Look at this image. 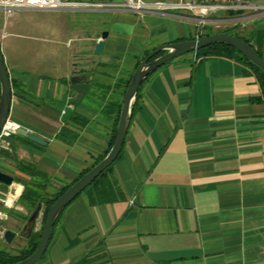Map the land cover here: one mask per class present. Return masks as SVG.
Returning <instances> with one entry per match:
<instances>
[{"label": "crops", "instance_id": "1", "mask_svg": "<svg viewBox=\"0 0 264 264\" xmlns=\"http://www.w3.org/2000/svg\"><path fill=\"white\" fill-rule=\"evenodd\" d=\"M58 1L71 6L0 9L7 119L47 141L12 134L0 142V171L12 176L10 185L0 183V249L9 254L26 245L18 236L30 213L17 200L23 186L51 196L105 149L145 53L211 29L247 39L264 58V14L222 10L198 31L175 10ZM103 30L102 50L93 55ZM259 96L254 75L233 58L185 53L157 67L139 86L111 168L64 207L33 264H264ZM4 229L15 233L9 243Z\"/></svg>", "mask_w": 264, "mask_h": 264}, {"label": "water", "instance_id": "2", "mask_svg": "<svg viewBox=\"0 0 264 264\" xmlns=\"http://www.w3.org/2000/svg\"><path fill=\"white\" fill-rule=\"evenodd\" d=\"M106 35L107 31L105 30L99 33V38L93 43L91 54H100L103 46V39L106 37ZM212 42L223 43L232 47L237 52H239L246 60L254 64L264 75V59L260 57L248 43L231 33L214 32L206 36H201L194 39H183L157 45V47L149 51L143 58L139 60L137 66L133 70L127 82L122 96L120 109L117 115L114 129V139L105 155L86 173H84L69 187H67L49 206L45 215V219L41 226L37 244L32 253L17 262L9 264H33L34 262H36L46 249L50 238L51 228L59 213L76 195H78L103 169L111 164L112 161L116 158L123 142L128 121L130 119L132 106L136 99L137 89L143 82V80L157 67L161 66L167 61L182 54L194 52ZM161 51V54L156 55ZM10 96L11 93L6 67L4 65L3 58L0 56V129L8 116ZM69 111L70 108L65 107L60 119L62 122L66 119ZM14 132L15 134L38 145H46L47 143L46 139L21 127L15 128ZM11 182L12 176L0 171V183L10 185ZM39 211L40 203H37L30 211L23 225L21 226L18 232L19 237L27 239L30 236V233L34 230L35 221L39 214ZM14 234V231H11L10 229H4L2 232V238L5 242L9 243Z\"/></svg>", "mask_w": 264, "mask_h": 264}, {"label": "built area", "instance_id": "3", "mask_svg": "<svg viewBox=\"0 0 264 264\" xmlns=\"http://www.w3.org/2000/svg\"><path fill=\"white\" fill-rule=\"evenodd\" d=\"M82 7L90 9H102L120 7L141 13L152 10H175L193 20L198 26V31L205 24V18L222 10H249L254 14H264V5L255 4L245 0H122L121 2H91L81 3ZM60 6H71L69 3L62 4L58 0H0V9L4 13H10L16 8H54ZM197 38V35H196ZM15 125L5 120L0 129V142H4L12 134H15ZM6 200H3L5 203Z\"/></svg>", "mask_w": 264, "mask_h": 264}, {"label": "trees", "instance_id": "4", "mask_svg": "<svg viewBox=\"0 0 264 264\" xmlns=\"http://www.w3.org/2000/svg\"><path fill=\"white\" fill-rule=\"evenodd\" d=\"M217 32L228 33L227 30H219ZM208 34L209 33H206L204 36H206ZM233 35L237 36L238 38H240L243 41H245L246 43H248L254 49V51L260 57H262L260 51L258 49H256V48H254L247 41V39L238 36L236 33H233ZM201 36L202 35H199L198 37H201ZM194 38H196V36L195 37L193 36L190 39H194ZM179 40H183V39H176L174 41H179ZM161 53H162V51L159 52L156 55H159ZM190 53H193L194 57H196V58L197 57H199V58L226 57V58H233L234 60L239 61L244 67H246L250 71L251 74L254 75V77H255V79H256V81L258 83V86L260 88V96L259 97L264 102V75H263V73L254 64H252L251 62L246 60L239 52H237L232 47H230V46H228L226 44H223V43L212 42V43H210V44H208V45H206V46H204V47H202V48H200V49H198V50H196L194 52H190ZM146 54L147 53H145L144 56ZM0 56L2 57L1 52H0ZM155 56H153V57H155ZM138 89H139V87H138ZM138 89H137V91H138ZM136 97H137V93H136ZM116 120H117V117H116ZM115 124H116V121L114 123V127L112 129L111 135H110V137L108 139V142H107V145H106L105 149L93 160V162L90 165H88V167L82 169L70 183L62 185L61 187H59L51 196H39V195L33 194L32 191H30V189L28 188L29 186L26 187V185H24L23 186V190L21 191L20 195L18 196V199H17L18 202L19 203L27 202L28 203V211L29 212L33 209V207L37 203H41L42 204L41 224H42L44 219H45V215H46L47 209L52 204V202L67 187H69L74 181H76L79 177H81L84 173H86L94 164H96L105 155V153L109 149V147L112 144L113 139H114ZM117 156H118V154H117ZM113 161H112V163H113ZM112 163L109 164L105 169H103L86 187L92 185L98 179H100L102 176H104L107 173V171L111 168ZM59 215H60V213H59ZM59 215L56 217L54 223L58 220ZM27 216L25 218H27ZM41 226H40V229L38 231H32L30 233V236L26 239V245L24 247H22L16 254H9L6 251L0 249V264L14 263V262H17V261L27 257L28 255H30L32 253V251L34 250L36 244H37V241H38V238H39V235H40V231H41Z\"/></svg>", "mask_w": 264, "mask_h": 264}, {"label": "rangeland", "instance_id": "5", "mask_svg": "<svg viewBox=\"0 0 264 264\" xmlns=\"http://www.w3.org/2000/svg\"><path fill=\"white\" fill-rule=\"evenodd\" d=\"M204 27H205V26H204ZM200 29L202 30V27H201ZM203 29H204V28H203ZM204 30H205V31H203L204 33H202V34H200V35L204 36L206 33H210V32H212L211 29H209V30L204 29ZM215 31L217 32V31H219V30H215ZM198 36H199V35H197V37H198ZM25 211H26V210H25ZM28 213H29V211H28ZM28 213H27V214H28ZM40 213H41V210H40ZM39 215H40V214H39ZM39 215H38V219H39V217H40ZM38 219H37V221H36V223H35V226H34V230H33V231H38V230L40 229V226L42 225V224H41V220L39 221ZM20 241H23V239L21 238Z\"/></svg>", "mask_w": 264, "mask_h": 264}]
</instances>
